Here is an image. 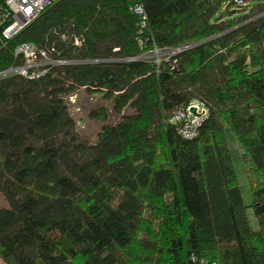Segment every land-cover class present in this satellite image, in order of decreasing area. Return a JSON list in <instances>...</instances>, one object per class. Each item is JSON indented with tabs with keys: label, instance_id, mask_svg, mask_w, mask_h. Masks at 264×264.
<instances>
[{
	"label": "trees",
	"instance_id": "obj_1",
	"mask_svg": "<svg viewBox=\"0 0 264 264\" xmlns=\"http://www.w3.org/2000/svg\"><path fill=\"white\" fill-rule=\"evenodd\" d=\"M5 13L0 264H264V0H57L11 38Z\"/></svg>",
	"mask_w": 264,
	"mask_h": 264
},
{
	"label": "rangeland",
	"instance_id": "obj_2",
	"mask_svg": "<svg viewBox=\"0 0 264 264\" xmlns=\"http://www.w3.org/2000/svg\"><path fill=\"white\" fill-rule=\"evenodd\" d=\"M47 61V60H46ZM36 58L29 61V64H35ZM42 65V64H39ZM104 103V101L98 95H89L85 91H80L77 96L70 99V105L73 116L76 118L78 123V128L81 134L86 137L89 141H96L98 139L99 132L103 126V121L96 120L92 117L91 112L100 108ZM199 110V109H197ZM117 116L109 110V120L108 122L114 123L117 121ZM233 163L236 170V174L239 180V183L243 190V197L247 204L252 203V193H251V184L248 176L249 163L244 160L241 153H233ZM253 173V172H252ZM8 206V203L4 196L0 193V207ZM250 218L251 224L254 228H258L259 224L257 219L255 218L254 211L250 208ZM151 224H154V221H150ZM149 223V222H148ZM145 224H143L141 232H145L144 230ZM138 237L134 240V242L130 245V249L136 251L139 247L137 245ZM0 260L4 262L1 257Z\"/></svg>",
	"mask_w": 264,
	"mask_h": 264
},
{
	"label": "built area",
	"instance_id": "obj_3",
	"mask_svg": "<svg viewBox=\"0 0 264 264\" xmlns=\"http://www.w3.org/2000/svg\"><path fill=\"white\" fill-rule=\"evenodd\" d=\"M7 7V13L4 14L6 18H11V23L7 26L4 31V34L7 38H11L21 31L27 24L34 20L45 8H47L51 3L57 0H4ZM134 10L143 14V8L140 5L135 6ZM19 51L24 52L26 57L31 62V60L36 58V49L32 44H25L20 46ZM43 56H46L45 52L41 53ZM34 66L29 64L26 67L19 68V71L23 74L28 73L29 67ZM40 74L39 72H34V76ZM197 106V105H192ZM191 106V107H192ZM189 108V111L191 109ZM199 110L195 113V118L193 122L200 121L201 117L206 113L204 109H201L200 106H197ZM191 114H194L190 111ZM184 116V115H183Z\"/></svg>",
	"mask_w": 264,
	"mask_h": 264
},
{
	"label": "water",
	"instance_id": "obj_4",
	"mask_svg": "<svg viewBox=\"0 0 264 264\" xmlns=\"http://www.w3.org/2000/svg\"><path fill=\"white\" fill-rule=\"evenodd\" d=\"M197 108H198L197 106H192L190 111L195 114V113H197ZM259 209H261V207H258V210Z\"/></svg>",
	"mask_w": 264,
	"mask_h": 264
}]
</instances>
